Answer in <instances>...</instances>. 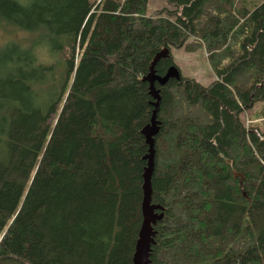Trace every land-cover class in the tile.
Wrapping results in <instances>:
<instances>
[{"label":"trees","instance_id":"obj_1","mask_svg":"<svg viewBox=\"0 0 264 264\" xmlns=\"http://www.w3.org/2000/svg\"><path fill=\"white\" fill-rule=\"evenodd\" d=\"M147 2L0 0V23L38 30L0 45V264H134L143 75L173 46L207 49L216 77L156 81L150 264H264V132L241 117L264 98V0Z\"/></svg>","mask_w":264,"mask_h":264},{"label":"rangeland","instance_id":"obj_2","mask_svg":"<svg viewBox=\"0 0 264 264\" xmlns=\"http://www.w3.org/2000/svg\"><path fill=\"white\" fill-rule=\"evenodd\" d=\"M237 1L240 2L241 0ZM242 1L246 5L253 7L262 0ZM165 7L173 8L168 0H148L146 14L154 15ZM163 12L167 13V10L165 9ZM37 36L38 30L19 28L9 23H0V45L10 39H16L23 44H29ZM171 53L174 62L184 76L193 77L203 83H209L215 79L216 75L208 57L209 53L204 47L186 50L184 47L173 46ZM39 55L44 61L53 59L46 49L39 50ZM241 117L245 124L257 126L264 132V98L256 101L251 108L244 110Z\"/></svg>","mask_w":264,"mask_h":264},{"label":"water","instance_id":"obj_3","mask_svg":"<svg viewBox=\"0 0 264 264\" xmlns=\"http://www.w3.org/2000/svg\"><path fill=\"white\" fill-rule=\"evenodd\" d=\"M169 52L170 49L165 47L158 51L151 62L150 71L144 76L145 79L150 81V93L155 98L153 102L156 105V109L154 110L151 122L142 128V132L149 144V152L146 154V157L148 158V165L145 167L143 173L142 186L144 196L142 201V223L133 254L134 264H150V254L152 250V244L155 243L156 234L154 225L164 216L163 206L152 202V175L155 165L154 143L155 135L160 130V123L156 120L155 113L161 99L160 89L155 86V81H158L160 84H164L170 77L179 79L181 77V71L177 65L172 64L169 66L165 74L162 75L156 72L155 65L160 58L166 57ZM236 174L242 175L240 172H236Z\"/></svg>","mask_w":264,"mask_h":264},{"label":"bare ground","instance_id":"obj_4","mask_svg":"<svg viewBox=\"0 0 264 264\" xmlns=\"http://www.w3.org/2000/svg\"><path fill=\"white\" fill-rule=\"evenodd\" d=\"M157 72V71H156ZM158 73V72H157ZM159 74H161V73H159ZM165 74V73H164ZM164 74H162V75H164ZM146 74H144L143 75V79H145L144 78V76H145ZM145 80H147V79H145ZM148 81V83H149V89H150V81L149 80H147ZM158 82V81H157ZM155 86H156V81H155ZM157 87V86H156ZM158 88V87H157ZM153 109H152V115H151V118H152V116H153V113H154V110L156 109V105L154 104V102H153ZM159 108H160V103H159V105H158V108H157V111H156V113H155V115H156V120L160 123V124H162V120L160 119V118H158L159 117V113H158V110H159ZM150 122H151V120H150ZM150 122H148V123H150ZM147 123V124H148ZM148 152H149V149H148ZM155 153H156V147H155V143H154V161H155ZM148 165V158L146 157V166ZM241 175V174H240ZM142 208V207H141ZM159 221V220H158ZM158 223V222H157ZM156 223V224H157ZM155 224V225H156ZM155 225H154V228H155Z\"/></svg>","mask_w":264,"mask_h":264}]
</instances>
